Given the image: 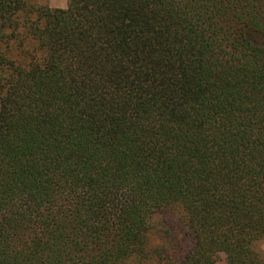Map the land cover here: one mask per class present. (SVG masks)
Listing matches in <instances>:
<instances>
[{"label":"trees","instance_id":"16d2710c","mask_svg":"<svg viewBox=\"0 0 264 264\" xmlns=\"http://www.w3.org/2000/svg\"><path fill=\"white\" fill-rule=\"evenodd\" d=\"M262 241L264 0H0V264H264Z\"/></svg>","mask_w":264,"mask_h":264},{"label":"rangeland","instance_id":"374dc122","mask_svg":"<svg viewBox=\"0 0 264 264\" xmlns=\"http://www.w3.org/2000/svg\"><path fill=\"white\" fill-rule=\"evenodd\" d=\"M39 4H46L51 7H67L68 0H33ZM180 214L176 212L173 214V221L177 222L179 219ZM156 222L158 225L153 231V237L152 242L155 243V245H164L166 248H164V255H167L166 257L172 258V259H179L180 257V248H183L181 244H185L189 237L187 236L188 231L184 230L180 225L177 227L169 226L168 219L159 216L156 219ZM177 242V243H175ZM259 249L261 251L262 256L264 257V241H262L259 244ZM218 255V254H217ZM218 258L220 260V264H224V255L219 254Z\"/></svg>","mask_w":264,"mask_h":264}]
</instances>
